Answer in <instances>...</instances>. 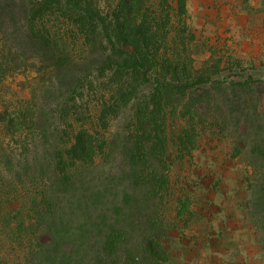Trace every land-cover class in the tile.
I'll return each instance as SVG.
<instances>
[{
  "label": "rangeland",
  "instance_id": "obj_1",
  "mask_svg": "<svg viewBox=\"0 0 264 264\" xmlns=\"http://www.w3.org/2000/svg\"><path fill=\"white\" fill-rule=\"evenodd\" d=\"M173 6L182 60L217 71L218 84L208 87L200 118L199 97L173 98L165 149L171 167L157 165L170 183L160 191L148 179L153 163L122 157L125 131L134 129L128 113L111 123L105 153L63 184L55 149L81 124L69 97L45 73L0 79V121L7 119L0 122V264H123L126 250L109 256L103 244L117 230L129 231L119 247L136 242L143 223L157 226L166 264H264V0H187L182 18ZM89 100L79 105L85 123ZM29 110L38 124L9 128L10 115ZM44 197L56 203L45 222L37 213Z\"/></svg>",
  "mask_w": 264,
  "mask_h": 264
},
{
  "label": "trees",
  "instance_id": "obj_2",
  "mask_svg": "<svg viewBox=\"0 0 264 264\" xmlns=\"http://www.w3.org/2000/svg\"><path fill=\"white\" fill-rule=\"evenodd\" d=\"M173 4L178 17L186 15L187 0H0V79L13 73H45L54 89L69 97L68 107L81 122L68 141L55 149V174L63 184H73L75 172L105 153L111 123L126 113L132 115L134 129L125 131L127 151L121 156L132 165L153 163L154 175L148 179L155 190L170 183L169 175L159 172L157 165L167 171L171 167L165 151L171 102L199 97L200 109L195 105V111L200 118L205 107L202 99L211 91L208 87L218 84L217 71L193 70L178 53L172 37ZM86 98L90 100L82 114L87 112L88 123L79 118V105ZM191 107L190 102L183 107L190 122L195 118ZM6 121L3 117L0 122ZM8 121L10 129L38 124L31 110L14 113ZM134 139L131 150L128 146L134 145ZM127 173L136 175L131 167ZM53 200L44 197L41 210L37 209L44 222L56 215ZM184 203L179 199L180 206ZM128 232L114 231L105 240L109 256L126 250L123 264L169 262L157 226L143 223L135 231L137 241L119 247L118 238ZM56 250H61L60 245Z\"/></svg>",
  "mask_w": 264,
  "mask_h": 264
}]
</instances>
